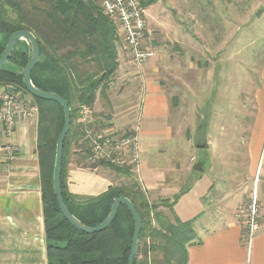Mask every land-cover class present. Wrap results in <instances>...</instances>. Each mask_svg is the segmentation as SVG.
I'll list each match as a JSON object with an SVG mask.
<instances>
[{
    "label": "crops",
    "instance_id": "1",
    "mask_svg": "<svg viewBox=\"0 0 264 264\" xmlns=\"http://www.w3.org/2000/svg\"><path fill=\"white\" fill-rule=\"evenodd\" d=\"M258 32L264 41V21ZM261 47L256 76L235 78L236 62L227 59L205 90L199 62L173 65L154 50L137 65L121 50L108 89L92 110L104 132L138 130L139 166L126 175L91 167L74 152L65 175L69 193L85 202L133 179L150 202L180 194L172 211L163 210L194 223L199 241L188 245V264H264ZM37 134V118L20 119L11 134L0 124V264H48ZM198 164L203 171L194 170ZM254 189L261 228L249 246L246 209Z\"/></svg>",
    "mask_w": 264,
    "mask_h": 264
},
{
    "label": "trees",
    "instance_id": "2",
    "mask_svg": "<svg viewBox=\"0 0 264 264\" xmlns=\"http://www.w3.org/2000/svg\"><path fill=\"white\" fill-rule=\"evenodd\" d=\"M155 1L141 0L145 7ZM18 30L34 33L41 49L40 61L32 71L34 85L60 94L70 106L71 127L64 143L62 172L63 197L70 211L82 223L94 227L106 219L117 198L126 196L142 217L134 264H151L152 253L161 255V264H188V245L199 241L194 223L177 217L171 219L163 210L172 211L180 194L172 200L150 202L140 184L133 181L129 186H110L98 197L82 202L77 201L66 186L65 175L73 149L83 151L82 159H88L91 167L107 166L126 175L131 173L130 166L90 160L92 150L89 141H85L86 130L81 122L83 108L93 109L98 94L106 93L118 68L115 23L104 14L98 0H0V58L9 37ZM16 46L7 64L12 63L22 70L8 68L6 64L0 69V86L10 85L22 96H30L38 108L37 152L48 264H128L135 224L125 204L120 205L110 226L96 233L80 231L64 218L54 189L57 141L64 127V110L59 103L27 91L22 71L31 54L17 50ZM93 116L91 125L100 131L94 112ZM83 144L88 149L82 150Z\"/></svg>",
    "mask_w": 264,
    "mask_h": 264
},
{
    "label": "rangeland",
    "instance_id": "3",
    "mask_svg": "<svg viewBox=\"0 0 264 264\" xmlns=\"http://www.w3.org/2000/svg\"><path fill=\"white\" fill-rule=\"evenodd\" d=\"M262 7L264 0H156L146 7L148 28L152 30L146 38V48L150 53L158 50L156 56L164 55L166 60L173 61V65L185 61L201 63L203 90L210 79L213 80L214 73V76H218L220 62L227 59L236 62L233 66L235 78L245 77L248 73L250 77L256 76L263 55L260 52V49L263 50L261 45H264L258 32V26L264 19L257 16L262 13ZM116 29L118 53L122 50L132 59L117 26ZM16 49L31 54V45L26 39H21ZM239 62L240 65L237 64ZM7 67L20 72L22 70L12 63L7 64ZM229 71L232 72V68ZM97 128L104 134L112 133ZM135 130L124 128L116 134H133ZM82 146L85 147L82 150L88 149L85 144ZM74 152L80 155L83 153L79 149H73L72 154ZM86 162L90 163L88 159ZM121 183L129 186L133 179ZM149 258L151 264H161V255L158 253L150 254Z\"/></svg>",
    "mask_w": 264,
    "mask_h": 264
},
{
    "label": "built area",
    "instance_id": "4",
    "mask_svg": "<svg viewBox=\"0 0 264 264\" xmlns=\"http://www.w3.org/2000/svg\"><path fill=\"white\" fill-rule=\"evenodd\" d=\"M104 14L109 16L126 45L132 60L142 65L151 53L146 48V38L151 34L148 28L147 8L140 0H98ZM38 108L31 101L12 90L0 88V124L11 134L16 123L22 118L35 119ZM93 111L85 107L81 112V122L85 126L86 140L92 150L90 160H103L117 166H130L136 169L141 160L138 130L133 134H104L94 128ZM126 134V133H125ZM257 191L254 189L246 209L247 244L251 246L255 234L260 230V212Z\"/></svg>",
    "mask_w": 264,
    "mask_h": 264
},
{
    "label": "water",
    "instance_id": "5",
    "mask_svg": "<svg viewBox=\"0 0 264 264\" xmlns=\"http://www.w3.org/2000/svg\"><path fill=\"white\" fill-rule=\"evenodd\" d=\"M260 13L257 16H260ZM21 39L28 40L31 45V50H32L30 60L23 70V81H24L25 87L27 88V91L33 96L46 99V100H53L59 103L64 110L65 122H64V127L58 137L57 149H56V159H55V166H54V189H55V194H56L57 201L59 204V208L64 218H66L74 227H76L80 231H83L86 233H96L110 226V224L117 217L120 205L125 204L129 208L133 216L134 224H135L133 238H132V249H131L129 259H128V264H134L135 258L139 251V237H140L141 228H142V217L140 213L138 212L137 208L135 207V205L133 204V202L130 200V198L126 196H121L117 198L114 201L112 209L109 215L106 217V219L103 222H101L99 225L94 226V227L87 226L84 223H82L68 208L64 200L63 192H62V172H63L64 143H65L66 136L71 127L70 106L67 100L60 94L55 93V92L43 91L37 88L32 81V71L34 70L35 66L38 64L41 58V49H40L38 40L36 36L34 35V33L27 31V30H18L11 34L6 44L4 53L2 57L0 58V69H2L8 63L14 51L16 43L20 41ZM194 170L203 171V167L202 165L198 164L194 167Z\"/></svg>",
    "mask_w": 264,
    "mask_h": 264
}]
</instances>
